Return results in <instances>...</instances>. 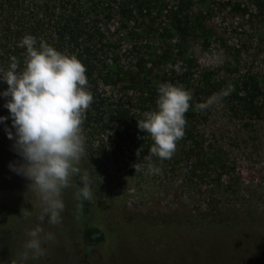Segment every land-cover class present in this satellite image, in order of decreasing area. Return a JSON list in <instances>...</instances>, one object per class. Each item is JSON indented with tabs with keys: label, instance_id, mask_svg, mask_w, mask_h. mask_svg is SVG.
<instances>
[{
	"label": "rangeland",
	"instance_id": "1",
	"mask_svg": "<svg viewBox=\"0 0 264 264\" xmlns=\"http://www.w3.org/2000/svg\"><path fill=\"white\" fill-rule=\"evenodd\" d=\"M246 2L244 16L225 9L215 17L207 46L191 43L193 90L217 86L212 96L201 94L208 100L197 120L207 164L189 160L184 138L168 159L151 154V136L140 148L113 136L90 138L78 167L94 193L91 211L80 212L72 177L61 223L51 225L38 218L30 182L9 168L21 159L4 131L11 119L0 124V264H196L206 254L213 264H264V105L262 118L243 127L221 97L250 71L264 86V0ZM85 222L104 230V243L84 240ZM37 225L54 239L43 243V256L25 261Z\"/></svg>",
	"mask_w": 264,
	"mask_h": 264
},
{
	"label": "trees",
	"instance_id": "2",
	"mask_svg": "<svg viewBox=\"0 0 264 264\" xmlns=\"http://www.w3.org/2000/svg\"><path fill=\"white\" fill-rule=\"evenodd\" d=\"M225 9L244 16L248 5L246 0H0V69H7L16 57L22 70L26 50L18 42L26 34L76 56L86 68V89L93 98L83 115L85 148L93 147L90 138L103 141L109 136L140 148L150 134L139 130L137 120L156 108L161 83L177 85L191 94L182 137L188 142L185 153L196 166L207 164L197 120L208 100L201 94L212 96L217 86L204 84L193 90L196 57L191 43L207 46L216 35L214 19ZM263 87L261 78L250 71L234 90L226 86L221 95L243 127L262 118ZM6 88L0 82V91ZM5 102L0 97V105ZM2 112L0 116L7 115ZM83 175L80 169L73 176L74 191ZM76 203L83 215L90 213L91 202ZM217 203L212 206L220 212ZM82 234L93 245L106 239L102 228L88 222ZM196 264H213L212 257L206 254Z\"/></svg>",
	"mask_w": 264,
	"mask_h": 264
},
{
	"label": "clouds",
	"instance_id": "3",
	"mask_svg": "<svg viewBox=\"0 0 264 264\" xmlns=\"http://www.w3.org/2000/svg\"><path fill=\"white\" fill-rule=\"evenodd\" d=\"M18 47L26 50L22 70L16 57L7 69H0V82L7 85L0 97L5 98L3 107L9 113L0 116V124L11 119V128L5 125L4 131L21 158L9 168L30 182L29 189L39 201V220L57 225L65 209L63 191L72 186V177L80 174L78 164L85 153L83 115L93 98L86 89V68L76 56L60 52L44 40L38 43L31 34H26ZM157 92L156 108L144 112L137 126L150 134L154 142L151 154L168 159L184 135L191 94L167 82L161 83ZM80 184L75 199L91 202L94 193L89 177L81 176ZM28 236L22 254L25 261L29 255L43 256V243L54 239L40 225Z\"/></svg>",
	"mask_w": 264,
	"mask_h": 264
}]
</instances>
